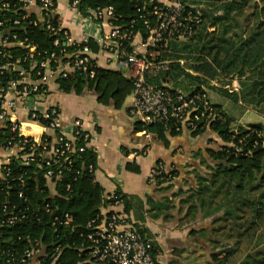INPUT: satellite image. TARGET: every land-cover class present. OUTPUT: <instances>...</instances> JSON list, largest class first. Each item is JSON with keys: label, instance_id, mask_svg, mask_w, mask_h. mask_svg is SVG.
Here are the masks:
<instances>
[{"label": "trees", "instance_id": "16d2710c", "mask_svg": "<svg viewBox=\"0 0 264 264\" xmlns=\"http://www.w3.org/2000/svg\"><path fill=\"white\" fill-rule=\"evenodd\" d=\"M176 1L184 6L179 18L185 24H192L195 31L185 39L175 32L166 43L162 41L150 47L149 50L155 54L147 56L154 60L155 66L148 74L147 80L158 86H166L163 79L167 77L174 80L187 78L191 80L193 88H182L184 93L205 90L202 85L204 84L218 90L226 99L250 106L264 114V12L262 15L258 14L256 22L239 35L229 33L228 29L234 14L247 8L252 4V0ZM154 4L163 6L160 0L153 3L149 0H80L79 8L86 14L97 6H112L114 15L111 21L115 26L127 28L133 32V36L140 34L142 38H146L149 34L146 21L150 25L156 23ZM200 4L208 6L209 10H202L198 7ZM189 18H197L199 22L192 23ZM211 27H215V30H211ZM220 28L223 30H219ZM28 33L32 42H40L48 49L55 48L51 43L52 37L44 30L34 28ZM89 44L93 51H98V45L92 39ZM62 46L69 51L73 49L67 44ZM9 49L12 59L24 53L20 47L7 48V51ZM164 63L168 65L166 70L157 68L158 64ZM222 78H230L226 82L229 84L237 79L238 88H219L211 83ZM58 84L60 90L65 92L95 95L99 103L116 110L125 108L133 89L132 80L125 77L120 70L102 67L96 68L92 78L73 73L59 78ZM173 85L178 87L177 83ZM205 91L219 115L212 123L211 131L225 144H222L220 149L210 146L205 149L207 158L203 159L210 160L215 169L211 173L210 185L197 183L191 197L185 200L188 203L191 201L186 214L189 215L197 206L206 208L205 216L211 215L212 222L217 223L213 226L215 231L224 228L228 230L223 236L233 238V244L221 245V237H214L211 261L204 263L228 264L237 255L241 244L248 238L252 239L258 230L264 227V125L253 123L251 127L241 126L235 131L232 128L233 112L230 113L223 102L213 100L208 90ZM132 123L134 131L151 133L165 144L169 143L170 135L177 136L182 133L161 123H144L136 119H133ZM3 131L4 136L1 134V137L10 133L8 128ZM191 134L203 135L198 132ZM83 143L82 139L76 142L77 145ZM97 161V154L89 145L84 151L75 153L73 164L70 169L64 170L54 195H51L45 186L46 181L42 173L37 180L34 179L38 170L35 165L23 164L20 159L12 161L13 176L20 173L25 175L24 196H18V187H0V264H10L9 258L20 260L27 249L35 246L39 249L35 264H78L83 259L79 248H82V243L88 241L85 235H81L85 231V223L98 213L100 206L107 203L104 200V187L88 169L90 164L97 168ZM126 169L140 171L135 161H128ZM123 198L125 210L133 209L131 198L134 197L123 193ZM46 201L50 202L54 212L71 213L75 228L59 221L53 224L50 215L39 209ZM133 204L137 207L142 201L136 200ZM8 212H20L26 217L9 224L3 222ZM219 223L221 224L218 225ZM204 231L202 235L205 234ZM202 235L200 237L204 238ZM208 238L211 240L212 235L208 234ZM58 246L61 255L55 259L53 254ZM154 254L157 255L156 246ZM240 261V264H264V249L248 252Z\"/></svg>", "mask_w": 264, "mask_h": 264}, {"label": "built area", "instance_id": "2783aa9c", "mask_svg": "<svg viewBox=\"0 0 264 264\" xmlns=\"http://www.w3.org/2000/svg\"><path fill=\"white\" fill-rule=\"evenodd\" d=\"M65 1L75 13L78 36L59 20V0H0V135L4 134L3 130H10L5 137L0 136V187H18L19 197L24 196L25 175L13 176L14 159L35 165L38 170L34 179L42 173L45 186L54 195L64 170L73 164L74 154L91 146L92 133L85 120L80 117L69 120L68 108L61 101L48 100L49 85L58 82L59 78L73 73L92 78L96 68L101 67L120 70L133 82L130 116L144 123L171 126L182 133L207 134L219 118L217 108L205 90L184 93L147 80L155 66L154 60L147 56L155 54L150 47L162 41L166 43L175 32L185 39L195 31L192 24H185L179 18L184 10L181 2L160 0L162 7L154 4L156 23L150 25L146 21L149 34L142 38L140 34L133 36L127 28L112 23V6H97L84 14L79 8L80 0ZM189 19L192 23L199 22L197 18ZM34 28L51 36L55 48L48 49L40 42H32L28 32ZM91 39L98 45L96 52L90 47ZM62 44L73 49L69 51ZM14 46L22 48L24 53L12 59L7 48ZM162 66L165 65L158 64L157 68ZM19 107L27 110L28 120L18 115ZM78 139L84 143L77 145ZM148 152L149 146L145 145L132 153L139 156ZM88 169L95 175L97 168L93 164ZM174 177V168L158 161L150 167L147 183L160 186L172 182ZM118 189L115 186L106 190L104 200L107 203L86 221L81 235L88 241L79 248L83 259L78 264H163L154 254L153 239L125 210L124 192ZM39 209L50 215L53 224L59 221L75 228L71 213L54 212L48 201ZM25 217L20 212H8L3 222L14 224ZM38 252L36 246L29 248L23 258H9V263L35 264ZM53 255L55 259L60 257L59 246Z\"/></svg>", "mask_w": 264, "mask_h": 264}, {"label": "crops", "instance_id": "0c3cea01", "mask_svg": "<svg viewBox=\"0 0 264 264\" xmlns=\"http://www.w3.org/2000/svg\"><path fill=\"white\" fill-rule=\"evenodd\" d=\"M57 7L59 20L67 25L73 35L78 36L80 31L74 11L65 0H59ZM49 87L51 93L48 100L61 101L68 108L69 120L74 117L85 120L87 128L92 133L90 144L98 159L96 180L105 191L117 186L122 192L134 197L131 198L133 209L129 213L135 223L142 227L149 237L154 238L158 258L162 262L165 260L164 254L169 255L168 252H171L168 251L169 246H177L176 243L179 244L177 247L187 245L186 240L178 243L176 240L178 238H173L177 235L176 230L186 231L187 226L178 227L181 220H185L184 216H169V212L163 207L166 204L164 202L168 203L166 198H171L173 191L188 189V186L194 187L196 183L194 175L202 164L201 159L207 158L205 149L209 146L206 136H193L189 132H183L177 136L170 135L169 143L165 144L151 133L134 131L133 119L128 112L131 95L127 98L125 108L116 110L99 103L95 95L62 91L58 82H52ZM218 102L222 103L220 100ZM18 115L28 120L26 109L19 107ZM145 145L149 146L146 155H133V150ZM128 161H135L140 171L126 169ZM158 161L173 167L175 177L172 182L164 184L165 187L162 185L155 188L147 183V175L150 167ZM136 200L142 201L141 208L137 209L133 204ZM168 257L172 259L171 256Z\"/></svg>", "mask_w": 264, "mask_h": 264}, {"label": "rangeland", "instance_id": "374dc122", "mask_svg": "<svg viewBox=\"0 0 264 264\" xmlns=\"http://www.w3.org/2000/svg\"><path fill=\"white\" fill-rule=\"evenodd\" d=\"M198 6V5H197ZM202 10L208 9V6H203L200 4L198 6ZM264 12V0H252V4H250L247 8L242 10L241 12L235 13L234 18L232 19L231 26L228 29L229 33L239 35L242 34L243 31L248 30L257 20V15ZM211 30H215V27H211ZM219 30H223L220 28ZM218 30V31H219ZM183 63H185L184 60H182ZM165 66H162L161 70H166L168 68L167 63H164ZM160 70V71H161ZM163 79V78H161ZM172 78L167 77V79H163L165 81L166 86H169L174 89L181 90L184 87L193 88L191 80L187 78H179L178 80H174ZM230 78H222L220 81L213 80L211 83L214 86H219V88H227V89H237L238 88V80L234 79L231 81V83H226ZM167 80V81H166ZM178 84L175 87L173 84ZM205 87V90H208L209 95L213 100L221 101L224 100V105L227 107V110L234 115H231L233 117V125L232 128L236 131L241 126L242 127H251V124L253 123H262L264 125V114L259 113L255 109H253L250 106L247 105H240L238 103L232 102L230 99H226L222 96V94L216 90L212 89L213 87H207L206 85L202 84ZM182 91V90H181ZM185 92V91H183ZM207 139V144L211 148L220 149L222 144H225L220 137L217 136V134L213 132H209L207 134H204ZM227 146V145H226ZM230 146V144H228ZM201 166L194 175L195 177V185L196 187L197 183L199 184H206L210 185V177L211 173L214 171L215 166L210 160H204L201 159ZM203 183H202V182ZM155 188H160L162 185L157 186L154 185ZM165 187V185H164ZM194 187H187L188 189H177L176 191H173V194L171 195V198H166L167 202L164 205L163 208H165L169 212V216L172 215H183L185 220H181L178 227L187 226L186 231H178L176 230L175 234L176 236L180 235L183 237H176L174 235V239L178 241V243H183V241L186 240L187 245L177 247L179 244L176 243L177 246H169L168 252L169 255H165V260L163 261V264H204L211 261V252L213 247V241L212 239L214 237H221V245L224 244H233V238H227L224 235V233L228 232L226 228L215 231L214 224L217 225V223L212 222V217L205 216L206 208H200V207H194V209L191 210V213L189 215L186 214V211L189 209L190 202H186L185 200L187 198H190ZM149 200V199H147ZM195 202V199L193 200ZM138 208H141V204L137 206ZM136 207V208H137ZM209 214V212L207 213ZM134 219V218H133ZM219 223L218 225H220ZM178 229V228H177ZM179 230H182V228ZM200 230H205L202 235V232ZM208 234L212 235L211 240L208 238ZM202 235L204 238L200 237ZM197 236V237H195ZM152 237V236H151ZM197 238V240L195 239ZM154 240V238L152 237ZM175 243V242H173ZM154 244V243H153ZM172 247V248H171ZM203 248L205 250H203ZM259 248L264 249V227L258 230L257 234L252 239H246L240 247V250L238 251L237 255H235L228 264H240L241 258L245 257L248 252H255ZM220 250V249H218ZM168 256H171V260ZM176 262H175V261Z\"/></svg>", "mask_w": 264, "mask_h": 264}]
</instances>
